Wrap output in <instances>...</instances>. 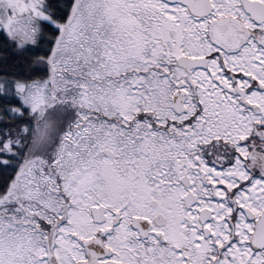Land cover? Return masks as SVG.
I'll list each match as a JSON object with an SVG mask.
<instances>
[{
	"label": "snow or ice",
	"instance_id": "1",
	"mask_svg": "<svg viewBox=\"0 0 264 264\" xmlns=\"http://www.w3.org/2000/svg\"><path fill=\"white\" fill-rule=\"evenodd\" d=\"M0 264H264V0H0Z\"/></svg>",
	"mask_w": 264,
	"mask_h": 264
}]
</instances>
